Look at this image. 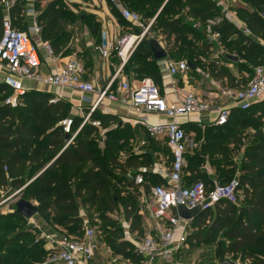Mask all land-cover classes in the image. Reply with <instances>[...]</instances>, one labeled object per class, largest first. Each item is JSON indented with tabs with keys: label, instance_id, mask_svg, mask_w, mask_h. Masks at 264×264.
<instances>
[{
	"label": "trees",
	"instance_id": "trees-1",
	"mask_svg": "<svg viewBox=\"0 0 264 264\" xmlns=\"http://www.w3.org/2000/svg\"><path fill=\"white\" fill-rule=\"evenodd\" d=\"M59 1L61 0H55L54 4H49L43 12H39L38 20L42 26L43 41H49L58 54L68 56L70 34L64 26L66 18L73 17V14L66 10L59 11L57 9ZM241 1L243 6L238 9L240 18L252 30L254 36L264 38V0ZM124 2L147 20L157 16L151 39H161L164 42L170 59L175 60L183 56L191 64V73H195L194 67L206 69L207 64H202L200 58L210 57L211 46L219 49L218 45L208 42L205 34L207 21L221 15L220 8L211 0L168 2L124 0ZM108 6L112 13L116 14L118 23L127 25L112 4L108 2ZM36 8L39 11L38 4ZM25 10L26 3L20 2L10 10L15 27L23 31L28 29L27 24H24ZM5 14V8L0 0V37ZM187 15L190 17L186 20ZM216 29L221 32V43L225 48L221 60L233 64L241 74L247 73L248 76H242L238 81L228 68L225 66L219 68L214 61L209 66L211 76L215 79L227 78L234 88H240L254 75L255 68L264 62V47L254 38L244 36L226 21ZM148 40L139 45L125 66V75H135L137 79L151 77L159 83L160 69L158 62L153 58ZM225 55L235 56L238 60L231 61L225 58ZM129 67L132 68L130 75ZM10 94L8 87L0 84V101H4L0 102V187L9 185L13 189H20L26 184L25 175L29 170L32 171L31 178L37 177L55 161L44 174L26 187L22 199L30 203L38 202L40 204L37 206L38 213H42L54 224L62 227L63 233L59 234L82 237L84 217L80 213V205L98 206L105 198L115 212L118 211L117 199L120 193L130 191L126 197H122L125 215L127 219L132 220L131 231L144 236L143 219L139 214V203L135 194L139 191V186H136L128 175L131 170L136 173L140 168L149 166L154 151L128 156L125 162L118 160L116 152L123 151L126 147L121 140H132L137 137L142 140L149 138L150 142H154L155 139L149 137L145 131H143L145 135L136 132V128L123 130L126 125L119 120L120 117L97 111L93 118L99 120L102 127L108 129L116 125L118 128L107 132L105 154L102 155L96 147L95 137L99 129L89 124L84 126L75 140L66 147L71 135L64 132L60 122L73 117L70 115L73 108L70 102L63 100L51 103L53 94L33 91L22 98L19 107L12 108L5 105V99ZM26 100L29 103H26ZM263 107L264 100L246 111L233 110L228 124L205 128V133L210 138L207 137V142L201 144L199 149L196 148L187 154L186 174L183 177L185 186L204 180L208 188L213 187V180L201 169L207 163L205 159L211 161L213 154L221 156V160L213 162L211 166L216 171L217 180L226 184L237 178L240 185L237 203L225 200L214 209L199 211L191 224L189 223V228L195 232L187 238L186 245L194 246L221 240L219 252L222 255L233 256L251 264H264V130L259 129L263 124L260 118L264 113L258 111L254 116V113ZM72 119L74 133L80 128L82 119L79 116ZM239 128L258 130L252 134V140L246 147L242 161L235 164L228 162L227 156L230 152L236 151L235 147L238 153L239 148L244 145L241 137L237 135ZM194 131L197 136L201 133V129L198 128ZM230 147L233 148L228 149ZM167 151L170 155L168 149ZM199 164L200 166H197ZM117 169L120 170V177L113 174ZM67 177L72 179L71 184L68 183ZM114 180H118L115 181L116 186L113 184ZM146 180L150 185L163 183L162 179L154 175H147ZM145 188L150 187L147 185ZM130 189H133V192ZM9 217L26 218L17 212ZM11 243L14 242L6 241L5 245ZM252 248H257L259 252L251 250ZM116 249L133 264H143L142 257L129 241H120ZM42 251L45 260L48 252L45 249ZM0 264L8 262L0 260Z\"/></svg>",
	"mask_w": 264,
	"mask_h": 264
},
{
	"label": "built area",
	"instance_id": "built-area-1",
	"mask_svg": "<svg viewBox=\"0 0 264 264\" xmlns=\"http://www.w3.org/2000/svg\"><path fill=\"white\" fill-rule=\"evenodd\" d=\"M29 1L31 5H28L24 15L31 17L32 23L23 31L15 27L10 15L16 0H1L6 14L0 37V84L6 85L11 91L5 99V105L17 108L22 104V98L33 91L53 94L51 103L65 99L64 93L67 91L74 92L80 95L79 104L74 107L78 110L77 116L82 119V123L74 134L72 118L60 122L64 132L72 135L66 147L75 140L84 126L89 124L101 129V122L94 119L93 115L97 111L103 112L101 108L104 104L113 103L119 104L135 116L123 120L131 124L133 129L141 127L149 137L164 141L170 153L169 165L142 167L138 172L130 173L129 178L139 186L140 203L146 206L149 224L148 233L135 245L136 252L142 257L143 264H170L175 254L186 245L190 223L180 218L178 208L183 206L189 210L208 211L225 200L237 203L239 195L240 184L237 178L226 184L217 180L212 188H208L203 181L191 186L184 185L187 154L197 148L196 142L187 134L186 125L202 124L206 117L214 114L213 126L222 127L228 124L233 110L246 111L262 101L264 62L255 68L254 75L240 88L218 87L217 91L207 94L187 91L180 99L170 101L162 94L153 78L130 80L125 77L124 71L139 45L153 37L152 29L157 16L147 20L131 10L124 0H106L112 4L127 27L126 31L116 37L112 46H109L110 33L106 30L102 34L103 44L98 48L102 58L107 61L114 56L119 60L110 80L107 83L101 80L88 81L85 79L87 69L82 61L71 59L64 65H58L61 55L52 44L42 41L39 46L35 42L34 37L42 34L39 13L34 7V3L39 0ZM211 1L220 8L221 15L219 20L207 21L205 34L210 44L222 46V35L216 27L226 21L244 36L254 38L264 47V38L254 36L239 16L238 9L243 6L241 0ZM39 47L43 49L44 56H41ZM210 53L215 64L220 66L225 50L219 52L215 46H211ZM200 59L202 64L210 66L209 58L202 56ZM44 64L48 67V74L42 72ZM166 69L173 78V85L177 84V76L188 78L191 73V65L187 61L166 59ZM193 70L212 78L213 85L217 84L209 69L207 75L199 67H194ZM117 81L118 89L114 92L113 87ZM147 175L157 176L163 183L150 185L146 180ZM147 185L149 189L145 188ZM2 195L0 188V196ZM38 229L39 241L44 242L48 252L42 264H92L97 244L95 230L87 224H84L82 237L51 234ZM220 264L229 262L223 261Z\"/></svg>",
	"mask_w": 264,
	"mask_h": 264
},
{
	"label": "rangeland",
	"instance_id": "rangeland-1",
	"mask_svg": "<svg viewBox=\"0 0 264 264\" xmlns=\"http://www.w3.org/2000/svg\"><path fill=\"white\" fill-rule=\"evenodd\" d=\"M21 4L26 3L27 0H19ZM55 0H39L38 9L39 12H43L49 4H54ZM163 3L162 6H164ZM59 11L66 10L73 14V17L66 18L65 30L70 34L68 39V56H71L73 59H78L84 63L85 66H88V70L91 74H95L96 66L100 61L99 55V46L101 44L100 39H102L103 31H108L113 36L114 26L116 27V22H119L116 14H113L108 6L106 0H61L57 5ZM188 9H186V12ZM186 17V20L188 19ZM166 18L163 17V19ZM219 20V16L214 18V20ZM29 23V20H27ZM225 50L222 45L219 47L218 51L221 52ZM39 51H43L40 47ZM62 53V49L60 50ZM66 54V55H67ZM175 61H186L183 56L176 58ZM223 60H220V66L222 65ZM163 62H160V68H163ZM226 64V63H225ZM231 64L227 63V66ZM207 67V65H205ZM204 73L208 70L201 68ZM129 74L132 71V68L129 67ZM196 75L200 76L198 73ZM133 76V75H130ZM205 81L200 82V79L196 84L201 86L204 91L211 92L213 87L210 85V80L205 75L200 76ZM212 88V89H211ZM67 101L62 99L60 101ZM264 100V99H263ZM3 103L4 101H0ZM26 103H29L26 100ZM34 104V103H32ZM73 107V105H72ZM39 110V108H38ZM260 111L264 113L263 109H258L254 116L257 115V112ZM70 115L73 117L77 116V111L73 108L70 111ZM72 117V118H73ZM120 121L124 125L123 130L129 131L132 130V125L126 123L121 118ZM260 122L263 123L259 129L264 130V116L260 118ZM259 122V123H260ZM256 123V122H255ZM99 129V128H98ZM112 129H118L116 125H112L108 129H105L101 126L98 133L96 134V147L103 155L105 154L106 147V134ZM256 130H258L256 128ZM255 128H239L237 130V135L241 137V142L244 144L237 149L235 147V152H230L227 156L228 162L240 163L242 157L244 156L247 145L252 140V134L256 132ZM77 131L74 132V134ZM136 132L144 134L140 128H136ZM189 138H195L200 141L202 144L207 142V137L209 136L205 133L204 129H201L200 135L197 136V133L192 130L188 133ZM145 135V134H144ZM197 136V137H196ZM72 137V135H71ZM210 137H208L209 139ZM212 140L213 136H211ZM124 143L125 149L123 151L116 152L118 160L125 162L126 158L131 155H140L142 153L153 152L151 157V162L149 167H155L156 165H164L166 160L169 158L167 151V146L164 141L160 139H155L154 142H150L149 138H135L129 140H121ZM242 145V144H241ZM226 146V145H225ZM230 147L228 149H232ZM209 155H207L208 157ZM211 161L206 158V165H210L209 168L212 169V163L218 162L221 160V156L218 154H213ZM211 162V163H210ZM169 164H165L168 166ZM197 166H200L197 165ZM89 167V166H88ZM87 167V168H88ZM214 169V168H213ZM217 169V168H216ZM215 170V169H214ZM130 173H133L131 170ZM114 175L117 177L121 176L120 170H114ZM186 170L184 172V176ZM32 171L29 170L25 175L26 184L20 189H13L9 185L6 187H0L2 191V196H0V260H7L8 264H42L44 262L43 258V249L44 242L39 241V229L51 234H59L62 232V227L53 223V221L47 218L42 213L34 215L32 218H14L9 217L10 215L15 214L16 204L22 199L23 195L26 192V187L34 181L36 176L32 177ZM129 176V175H128ZM130 179V178H129ZM68 183L71 184L72 179H68ZM202 180V179H201ZM118 180H114L113 184L115 185ZM204 181V180H203ZM117 184V183H116ZM116 186V185H115ZM133 192V189H130ZM130 192V191H129ZM128 191L120 193L117 202L118 211L113 212L111 206L107 203V200L104 198L102 203L98 206H82L80 205V213L84 217L83 224H87L89 227L95 230V241L97 244V250L95 251L94 259L92 264H133L125 255L118 253L116 247L120 241H129L134 247L137 242H139L143 236L139 235L136 232H132V220L127 219L125 215V208L123 204L122 197H126L129 193ZM138 203H139V214L143 219V229L144 233H148V214L146 212V206L140 203V191H136ZM5 201V202H4ZM79 203L81 200L78 198ZM32 204L39 207V203L32 201ZM191 224V222H190ZM151 225V224H150ZM194 229L187 228V238L194 234ZM18 239H21L20 241ZM14 242L11 245H5V242ZM221 240H215L209 243L196 244L194 246L185 245L172 259L170 264H220L223 261L229 262V264H251L248 261H242L241 259L235 258L233 256H224L219 252V247ZM46 250V249H45ZM251 250L259 252L257 248H252Z\"/></svg>",
	"mask_w": 264,
	"mask_h": 264
},
{
	"label": "crops",
	"instance_id": "crops-1",
	"mask_svg": "<svg viewBox=\"0 0 264 264\" xmlns=\"http://www.w3.org/2000/svg\"><path fill=\"white\" fill-rule=\"evenodd\" d=\"M18 2H19V0H16V4ZM37 3H38V1L34 3V7H35L36 11L39 13V11L36 8ZM29 4L31 5V2L29 0H27L26 9L28 8ZM25 12H26V10H25ZM263 15H264V13H263ZM24 17L26 18V22H24V24L26 23L27 26H30L31 23H32V18L31 17H26V14L24 15ZM27 20H29V23H27ZM116 24H117L116 27L114 26L113 36H111V33L109 35L110 36V38H109V46L113 45L114 40L116 39V37H118L119 34H121L124 30L126 31L127 25H120L118 22H116ZM34 40L39 46H40V43L43 41L41 36L34 37ZM158 41L165 48L164 42H162L161 39H158ZM102 44H103V40L101 39L100 46ZM40 54H41V56H44V51H40ZM99 55H100V61H99V63H97L98 65L96 66V72H94L95 74H91L89 72V70L87 69V75H86L85 79L88 80V81L101 80L104 83H107L108 80H110V78L114 74L115 68L118 66L119 60H117L114 56H112L109 60L106 61L105 59L102 58L100 51H99ZM71 59H73L71 56H63V55H61V59L58 61V65H64L66 62H68ZM168 59H170V58H168ZM208 61H210V63H212V61H214V58L212 57L211 53H210V57H209ZM160 62H163L162 63L163 64V68L162 69L160 68ZM160 62H158V66H159L160 73H161V80L157 84L161 88L162 94L165 95L168 98V100H170V101L178 100L187 91H194L197 94L210 93V92L204 91L201 88V86H198L196 84V82H198L199 79H200V82H204L205 81L203 78L200 77L203 74H199L200 76H198V75H196V73H190L188 78H186V77H184L182 75H179V76H177L175 78L177 84L173 85V78L170 76L168 70L166 69V60H163V61H160ZM222 65H224L226 68H228L230 70L232 76L234 78H236L238 81H240L242 76H245V77L248 76L247 73L241 74L239 72V70L236 68V66H234L233 64H231L230 66H227V63L225 64V62L223 61ZM224 66H219V68L224 67ZM208 69H209V66L207 65L206 70H208ZM42 72L44 74H48L49 73L48 67L45 64L42 67ZM207 73L209 74V72H206L205 74L207 75ZM125 77H127L130 80H139V79H137L135 77V75H133V76L125 75ZM214 81H216V83H217L216 85H213L211 83V80H210V85L214 89L212 91H217L218 87L234 89L232 83H229L227 78H223V79H215L214 78ZM118 85H119V81H117L115 83L114 87H113V91L114 92L117 91ZM64 98L66 100L70 101L73 104V109L78 112V110L75 107L79 104L80 95L78 93L67 91V92L64 93ZM84 107H86V106H84ZM101 109L103 110V112H105V114L118 116L122 120H124V119L126 120L129 117H135V116H133V114H130L131 112H129L127 109L122 108L119 104H116V103L106 104V105L104 104ZM214 118H215V115L213 114V115H210V117H206L203 120L202 124H197V123L187 124L186 125L187 132L192 131V130L194 131L195 128H198L200 130V129H205L207 127L213 126ZM153 120H154V118H153ZM137 128H140L142 131H144V129H142L141 127H137ZM194 133H195V131H194ZM191 139L196 142L197 149H199V147L201 146L202 143L200 141H197V139H195L194 137L191 138ZM195 150H196V148H195ZM168 158H170V155H169ZM168 160H166V163L169 164L170 161H168ZM209 166L210 165H208V166L205 165L201 169H202L203 173H206L207 176L210 179L213 180V183H214L215 181H217V174H216V171L213 168L210 169Z\"/></svg>",
	"mask_w": 264,
	"mask_h": 264
},
{
	"label": "water",
	"instance_id": "water-1",
	"mask_svg": "<svg viewBox=\"0 0 264 264\" xmlns=\"http://www.w3.org/2000/svg\"><path fill=\"white\" fill-rule=\"evenodd\" d=\"M168 1L169 0H167V2ZM167 2H166V4H167ZM148 43L150 44L151 52H152V55H153V58L155 61L160 62V61H163V60H166L169 58L168 52L166 51V49L161 45V43L158 40L149 39ZM225 58H229L231 61H234V62H236L238 60L236 57L229 56V55H225ZM54 162L55 161H53L51 164H49L37 177L44 174L47 171V169H49L54 164ZM16 208H17V211H16L17 214L24 216L26 218H32L34 215H36L38 213V207L37 206H35L32 203H30L26 200H23V199H21L16 204ZM178 213H179V216L181 219H183L187 222H191L199 214V210H189L186 207L181 206L178 208Z\"/></svg>",
	"mask_w": 264,
	"mask_h": 264
}]
</instances>
